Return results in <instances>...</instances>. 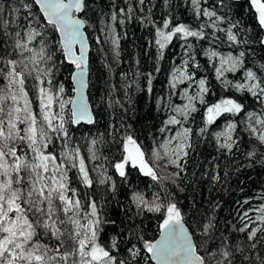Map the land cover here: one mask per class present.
<instances>
[{
	"label": "snow or ice",
	"instance_id": "obj_1",
	"mask_svg": "<svg viewBox=\"0 0 264 264\" xmlns=\"http://www.w3.org/2000/svg\"><path fill=\"white\" fill-rule=\"evenodd\" d=\"M162 2L168 5L169 0ZM247 2L255 21V41L249 38L253 29L220 12L228 7L225 0H182L191 11L189 23L177 22L171 12L159 21L152 18L151 9L156 7L152 0H124L125 6L118 8L112 0L107 14L110 23L105 22L94 42L101 49L107 45L117 64L121 33L116 25L133 20L152 26L154 37L148 43L155 47L156 61L165 60L174 39L183 41L184 58L170 72L166 94L155 96L154 106L166 118L156 127L150 144H142L132 125L121 120L107 127V141L103 134L100 139L84 138L86 153L70 129L97 121L86 104L77 105L66 96L59 76L68 71L78 94L86 86L91 49L82 31L86 22L77 13L85 11L88 0H19L20 7L9 5L10 10L0 4V264H141L145 260L156 264H264V194L259 196V205L244 201L249 208L240 214V226H233V231L244 234L250 251L259 246L260 251L250 256L239 243L214 236L218 221L212 216L200 213L198 218L194 213L185 221L174 193L163 184L167 180L183 191L178 181L196 176L189 174V166L200 144L209 139L215 141L218 155L213 160L218 161L220 156L240 151L241 136L247 133L246 158L264 163V64L249 67L248 63L250 46H264L260 35L264 32V0ZM221 46L229 49L227 54L217 50ZM200 53L210 65L207 72L223 88L251 97L259 111H249L236 98L210 100L215 93L207 75H198L201 65L196 55ZM161 71L154 64L153 71L143 73L145 95L153 93L154 73ZM120 75L124 101L130 103L128 89L135 83L141 90V73H133L131 81L127 73ZM181 84L185 85L182 95L176 91ZM115 91L113 85L110 95L115 96ZM173 96L187 103H173ZM68 104L73 107L67 108ZM114 105L128 111L119 98L109 103V107ZM201 107L202 126L193 127ZM220 117L228 121L225 131L209 132ZM104 143L114 144L119 155L101 156L98 146ZM97 160L101 163H89ZM158 164L172 168L170 175L161 177ZM218 167V162L213 165ZM109 168L122 185L135 171L149 178L156 189L148 193L132 190L134 208L130 205L125 210L124 219H118L119 213L112 217L107 208L108 197L115 199L117 192ZM206 176L207 172L200 174L201 179ZM210 179L219 182L221 177L214 173ZM101 186H105L103 192ZM147 213L160 214V239L146 238L142 225ZM108 225L113 226L114 237L106 236Z\"/></svg>",
	"mask_w": 264,
	"mask_h": 264
},
{
	"label": "trees",
	"instance_id": "obj_2",
	"mask_svg": "<svg viewBox=\"0 0 264 264\" xmlns=\"http://www.w3.org/2000/svg\"><path fill=\"white\" fill-rule=\"evenodd\" d=\"M115 2L117 8L125 6L124 0H115ZM152 2L156 7L151 9V15L157 21L169 12L175 16L177 22L189 23L191 21V11L182 4V0H169L168 5H165L162 0H152ZM225 2L228 7L221 8L220 12H226L232 20L239 21L242 26L253 29L249 33V38L255 41L257 39L255 21L252 19V10L249 8L247 0H225ZM0 4L5 10H10L9 5L20 7L19 0H0ZM111 4L112 0H88L85 11L81 14L86 22V30L90 37V86L88 95L97 121L93 125L84 124L80 125L78 129L76 127L70 129L74 134L75 141L81 145L82 152L84 143H87L84 138L100 139L101 134H103L102 139L107 141V127L110 124H119L121 120L126 124L132 125L142 144H150L153 134L156 133V127L160 125L162 118H166V114L154 106L156 104L155 96L166 94L169 88L168 79L170 72L174 65L181 62L184 58L183 41L174 39L166 50L165 60L163 62L156 61L155 47L150 46L148 43L154 37L152 26L148 24L142 25L139 20H133L124 26L116 25L117 32L121 33L120 62L117 64L110 57V52L105 45L101 49L94 42L95 37L98 35L99 22L102 17L107 16L111 9ZM172 5H175V7H171ZM147 12L148 9L145 8V13ZM22 15L23 10H21ZM124 33H126V36ZM260 35L264 36V32H261ZM221 36H223L222 33ZM250 48L249 67L264 64V46L253 43ZM218 50L229 51L226 46H221ZM105 53H107L106 56ZM196 60L201 65L198 75H207L209 87L215 93V95L208 97L210 100L236 98L240 99L248 107L249 111H259V104L254 103L251 97H245V94L236 92L234 89L223 88L219 81L207 72L210 65L205 64L206 56L202 53L197 54ZM154 64H159L162 71L154 73L152 85L154 91L145 95L144 91H142L145 84L143 73L153 71ZM121 72L128 74L129 81H131L133 73H141L138 78L141 90L135 87V83L128 89L131 96L130 103H125L123 92L121 91L120 86L123 83ZM229 75L232 76V74ZM68 76V71L65 70L60 74L59 79L65 84L66 92L71 95L73 94L74 86L69 81ZM236 77H241V74L237 73ZM113 85L116 86L115 96L110 95ZM117 98L128 111H122L119 105L109 107V103ZM172 100L175 102V98H172ZM198 107L200 106L198 105ZM203 111L204 109L201 107L200 112L195 114L196 120L193 127L202 126L201 113ZM236 119L238 120L239 118ZM225 122L224 117H220L216 121V125L209 127V132L218 131ZM214 144L215 141L211 139L200 144L195 158L188 169L189 174L195 172L196 176L186 178L183 182L178 181L183 191L176 189L167 180H164L163 184L174 193L178 206L184 213L185 221L191 219L194 213H196L198 218L200 213L212 216L214 221H218L214 232L215 237L218 238L221 235L228 237L233 245L239 243L250 256H254L255 252L260 251L259 246L256 250L250 251L247 248L248 242L245 240L244 234L233 231V226H240L239 216L249 208V204L244 203V201L248 200L253 205V203L259 201L256 197L264 193V163L259 158L254 163L246 158L245 152L250 147L247 133L241 136L240 151H234V154L227 157L220 156L218 161L213 160V157L218 155ZM98 147L101 156L111 159L119 155L112 143H104ZM261 151H264V149H261ZM217 162L219 167L214 169L213 165ZM157 171L161 177H165L170 175L172 168H163L158 164ZM202 172H207V176L203 179L200 178ZM113 173L114 170L109 168L108 174L113 175V179L117 181V192L115 199L108 197L107 208L112 217L117 218V213H119L118 219H124V212L131 205L130 196L132 190L138 189L148 193L156 189L151 187L153 182L149 178L143 177L135 171L132 172L129 181L123 185L119 182L118 176ZM214 173H219L221 177L219 182L211 181L210 178ZM145 185H148V187H145ZM104 187L101 186V192L104 191ZM131 207L134 208V205H131ZM159 217L160 214H146L142 225L146 238H157L160 224L162 223ZM105 234L108 237H114L113 226H106ZM141 264H153V262L145 260L141 261Z\"/></svg>",
	"mask_w": 264,
	"mask_h": 264
},
{
	"label": "rangeland",
	"instance_id": "obj_3",
	"mask_svg": "<svg viewBox=\"0 0 264 264\" xmlns=\"http://www.w3.org/2000/svg\"><path fill=\"white\" fill-rule=\"evenodd\" d=\"M106 21H107V16L102 17V20H100V22H99L98 35H101L100 28L105 24ZM107 22L110 23V21H107ZM116 31H117V30H116ZM105 47L108 48L107 45H105ZM217 50H218V49H217ZM218 51H219V50H218ZM220 52H222V53H224V54H227V52H223V51H220ZM110 57H112V54H111V53H110ZM112 59H113V57H112ZM182 63H183V60H182L181 62L176 63V64L174 65V67H179V66L182 65ZM174 67H173V68H174ZM226 76H227L228 79H232V78H233V76H230L229 74H226ZM241 78H242V77H237V79H241ZM170 79H171V77H170V75H169V79H168V80H170ZM184 87H185V85H183V84L178 85V89H177L176 91H177V92H180V94L182 95V91H181V90H182ZM194 89H195V85H193L192 88L189 89V94H190V95L193 94ZM66 96H67L70 100H72V97H73L72 94L70 95V94H68V93L66 92ZM172 98H175V102L172 100L173 103H177V104L187 103L186 100H184V101L180 100V99H179V96H173ZM66 107H67V108H71V107H70V104H68ZM37 108H38V106H37ZM37 110H38V109H37ZM227 122H228V121H226V122L224 123L223 127H222L221 129H219L218 131H216V132L225 131V125H226ZM88 139L90 140L91 138H88ZM86 148H87V143H84V145H83V152H85V153H86ZM56 150L59 151V148H57ZM89 163H90V164H99V163H101V161L97 160V161L89 162ZM159 165H161V167H163L162 164H159ZM163 168H165V167H163ZM93 176H95V173H93ZM261 194H264V193H261ZM261 194H259V195L256 197V199H258L259 201L256 202V203H253L254 206H255V205H259L260 203H262V201L259 199V196H260Z\"/></svg>",
	"mask_w": 264,
	"mask_h": 264
},
{
	"label": "water",
	"instance_id": "obj_4",
	"mask_svg": "<svg viewBox=\"0 0 264 264\" xmlns=\"http://www.w3.org/2000/svg\"><path fill=\"white\" fill-rule=\"evenodd\" d=\"M82 13H77V16L81 19L84 20V18L82 17L81 15ZM82 31L85 33V36L87 38L86 40V43L89 44L90 46V37L88 36V33H87V30H86V27L84 29H82ZM91 49V48H90ZM91 52V51H90ZM89 56H90V53H89ZM89 63H90V60H89ZM89 76H90V71H89V68L85 74V77H84V80H85V87L81 89L80 93L78 94L76 91H75V88L77 87V85L75 84V82H72L73 84V97H72V100L76 101L77 105H79L80 103H84L88 106V109H89V112L93 115V117L95 118V114H94V108L91 104V101H90V97L88 95V90H89V86H90V83H89ZM70 107L72 108L73 105L70 104ZM96 119V118H95ZM86 124L85 122H82L81 125H84ZM89 125V124H87ZM160 236H161V230L159 229V233H158V236L156 239H160ZM153 262V264H156V261L155 260H151Z\"/></svg>",
	"mask_w": 264,
	"mask_h": 264
}]
</instances>
